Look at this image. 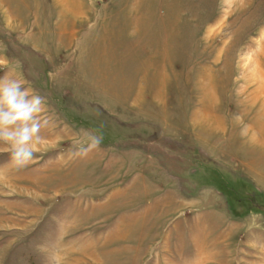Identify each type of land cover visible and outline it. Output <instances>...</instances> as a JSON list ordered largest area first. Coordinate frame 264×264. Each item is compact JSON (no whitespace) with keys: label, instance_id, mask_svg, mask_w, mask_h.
<instances>
[{"label":"rangeland","instance_id":"374dc122","mask_svg":"<svg viewBox=\"0 0 264 264\" xmlns=\"http://www.w3.org/2000/svg\"><path fill=\"white\" fill-rule=\"evenodd\" d=\"M4 73L50 122L0 264H264V0H0Z\"/></svg>","mask_w":264,"mask_h":264},{"label":"clouds","instance_id":"9594fccd","mask_svg":"<svg viewBox=\"0 0 264 264\" xmlns=\"http://www.w3.org/2000/svg\"><path fill=\"white\" fill-rule=\"evenodd\" d=\"M49 122L44 97L35 92L29 81L21 74L0 76V145L7 149L14 165L23 167L32 161L44 142L41 129ZM84 136L74 155H86L100 143L99 136ZM52 259L53 264H58L55 257Z\"/></svg>","mask_w":264,"mask_h":264},{"label":"bare ground","instance_id":"6f19581e","mask_svg":"<svg viewBox=\"0 0 264 264\" xmlns=\"http://www.w3.org/2000/svg\"><path fill=\"white\" fill-rule=\"evenodd\" d=\"M258 92V91H257Z\"/></svg>","mask_w":264,"mask_h":264}]
</instances>
